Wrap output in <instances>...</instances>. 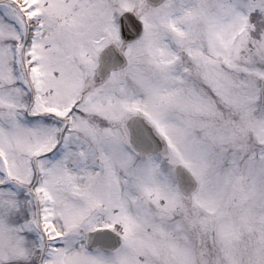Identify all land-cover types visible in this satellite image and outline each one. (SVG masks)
<instances>
[{
  "label": "snow or ice",
  "instance_id": "1",
  "mask_svg": "<svg viewBox=\"0 0 264 264\" xmlns=\"http://www.w3.org/2000/svg\"><path fill=\"white\" fill-rule=\"evenodd\" d=\"M0 264H264V0H0Z\"/></svg>",
  "mask_w": 264,
  "mask_h": 264
}]
</instances>
